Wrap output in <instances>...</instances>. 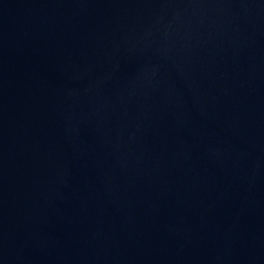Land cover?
Returning a JSON list of instances; mask_svg holds the SVG:
<instances>
[{
  "label": "water",
  "instance_id": "water-1",
  "mask_svg": "<svg viewBox=\"0 0 264 264\" xmlns=\"http://www.w3.org/2000/svg\"><path fill=\"white\" fill-rule=\"evenodd\" d=\"M0 264H264V0H0Z\"/></svg>",
  "mask_w": 264,
  "mask_h": 264
}]
</instances>
